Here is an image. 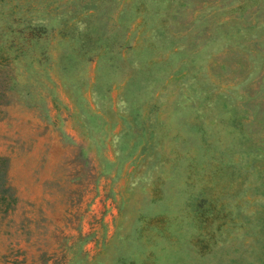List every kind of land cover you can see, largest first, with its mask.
Masks as SVG:
<instances>
[{"label":"rangeland","instance_id":"rangeland-1","mask_svg":"<svg viewBox=\"0 0 264 264\" xmlns=\"http://www.w3.org/2000/svg\"><path fill=\"white\" fill-rule=\"evenodd\" d=\"M0 264H264V0H0Z\"/></svg>","mask_w":264,"mask_h":264}]
</instances>
